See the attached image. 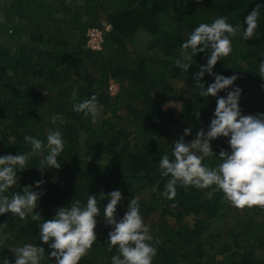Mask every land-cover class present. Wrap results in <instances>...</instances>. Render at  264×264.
<instances>
[{"label": "trees", "instance_id": "16d2710c", "mask_svg": "<svg viewBox=\"0 0 264 264\" xmlns=\"http://www.w3.org/2000/svg\"><path fill=\"white\" fill-rule=\"evenodd\" d=\"M258 4L261 17L252 38L243 40L239 32L231 37L232 52L212 70L225 77L236 75L233 86L242 89L238 104L242 115H248L243 106L249 104L252 115L264 113V79L257 74L264 55V0H0V155L29 151L24 135L43 141L53 128H59L65 140L57 157L58 169L38 170L39 153L17 173L18 184L7 194L43 180L39 188L33 186L42 195L34 212L23 220L10 213L0 216L8 237L0 243V258L13 261V253L6 248L24 243L44 247L47 257L51 250L40 242L41 220H33V215L49 220L74 199L83 206L89 193L97 197L101 209L96 221L103 227L95 228V234L106 240L103 245L94 242L79 264H110L116 250L109 251L106 245L111 227L102 217L106 198L99 196L119 190L127 200L149 192V204L139 203L140 213L158 210L151 227L159 238L152 241L157 248L153 264H264V257L255 253L257 246L264 250V207L235 208L219 190L209 199L210 189L180 184L174 198L166 199L160 193L169 177H162L158 168L162 155L171 158L173 142L183 136L184 129H191L185 142L198 131H207L216 99L233 87L216 97H200L195 73L209 53H197L188 72L182 71L174 63L180 44L193 27L219 16L234 26L241 24L242 31L244 18ZM101 17L110 30L104 33L102 51L94 52L85 48L86 31L101 27ZM138 31L149 38L146 50L129 51L128 44ZM163 69L186 82L181 95L165 94ZM109 80L120 85L119 96L107 95ZM213 80L205 73L200 83L206 89ZM92 94L100 105L118 109L122 108L118 100L129 95L124 110L131 119L123 123L125 117L120 116L116 117L119 122L113 117L100 122L82 118L72 105ZM166 96L180 103L178 117L163 108ZM116 110L110 111L113 116ZM53 114H59L55 124L50 120ZM219 138L210 142L215 154L229 151L227 138ZM219 162L217 156L203 161L210 168ZM216 256L222 257L219 263Z\"/></svg>", "mask_w": 264, "mask_h": 264}, {"label": "clouds", "instance_id": "9594fccd", "mask_svg": "<svg viewBox=\"0 0 264 264\" xmlns=\"http://www.w3.org/2000/svg\"><path fill=\"white\" fill-rule=\"evenodd\" d=\"M260 13L258 4L244 18L246 27L242 31L241 24L234 26L223 16L210 23H200L192 28L180 44L179 58L174 63L182 71L188 72L197 53H209L205 58L206 63L200 65L195 73L200 97H216L221 90L233 86L236 75L225 77L214 74L213 66L232 52L231 37L239 32L243 40L252 38ZM260 57L262 59L258 63L257 74L264 79V55ZM205 73L214 76L213 82L206 89L200 83ZM241 91L238 86H233L224 96L218 97L207 131L200 130L194 139L185 142L184 136L189 135L191 129H184L183 136L173 142L171 158L168 154L159 158L160 175L169 177L160 193L162 197L173 199L176 186L180 184L185 188L192 186L202 190L210 189L207 193L209 199L219 190L223 200L235 208L253 205L264 207V113L242 115L238 107ZM72 95L75 97L76 92L73 91ZM72 108L82 114V118L96 122L102 105L98 103L96 95L92 94L73 103ZM58 119L59 114L50 117L53 124ZM217 137L227 138L229 151L221 149L219 154L212 151L210 142ZM23 141L30 146L29 151L0 155V215L10 213L20 220L34 212L42 190L33 191V186L39 188L44 181H35L33 186L22 188V192H11L9 195V189L18 184L17 173L26 169L30 157L45 152L37 169L41 172L46 168L58 169L60 164L57 157L65 146L59 128L49 129L43 141L32 135H24ZM213 156H217L220 162L210 168L203 161ZM99 197L101 200L106 198L102 217L105 224L111 227L106 245L109 251L113 247L116 250V254L110 257V264H153L157 248L153 246L154 237L149 226L143 222L138 198L132 197L122 218L116 219L114 214L121 200V192L113 190L107 196L101 194ZM100 212L97 197L88 193L83 206L79 199H74L68 207L57 209L49 220H42L35 213L32 219L41 220L38 227L39 240L51 250L47 257L44 247L24 243L9 248L14 256L13 261L0 258V264H42V261L50 264H79L96 242L94 230ZM3 229L4 224H0V243L8 238Z\"/></svg>", "mask_w": 264, "mask_h": 264}, {"label": "rangeland", "instance_id": "374dc122", "mask_svg": "<svg viewBox=\"0 0 264 264\" xmlns=\"http://www.w3.org/2000/svg\"><path fill=\"white\" fill-rule=\"evenodd\" d=\"M99 20L101 22V25H106L107 24L102 17ZM148 41H149V38L147 37V35L144 34L141 31H138L135 34V39L133 40V43L132 44H128V49H129V51H134V52L140 51V50H146L145 48L147 47ZM149 53L151 54L152 51H149ZM153 59L157 60V57L154 56ZM161 72H162V75L164 76V78L167 80V89H166V93L165 94L169 95L172 98L181 95L183 90H184V88L187 87L186 86V82H184L183 80H180V79L172 78L168 74V73H170V69H163ZM108 83H109V81H108ZM107 88H108V85H107ZM118 88H119V90H118L117 95L111 96V97L119 96V94H120V85H118ZM107 95L110 96L109 93H108V89H107ZM166 97H168V96H166ZM170 97H168V99L165 100V103L163 104V108L164 109H170L174 113V116L178 117V115H179V108L178 107H179L180 103L177 102V101H174ZM127 98H129V95L128 96L123 95L121 97V100H118L119 105L122 107L121 109H118L119 106L114 108L112 106L104 107L102 105L100 114H99L96 122L97 121L100 122L102 119H106V118H109V117H113V119H114L113 121L119 122L118 118H116L117 116L125 117L124 120H123V123H126L127 121H129L131 119V115L125 114L126 108L124 110V105L128 101ZM251 106H252V104H249L246 107L243 106V111L245 113H248V115H252L251 112H250V107ZM113 109H117L116 112L114 113L115 117L113 116V113L110 112ZM96 131H98V130H96ZM0 135H2V130L1 129H0ZM218 139H220V138L218 137ZM224 141H227V140L224 139ZM43 155H44V153L41 154V157ZM103 161L105 162V160H103ZM53 180L55 182H57V179L54 178ZM148 193L149 192H146V193L145 192H139V193H136L134 196L138 198V202L139 203L143 202L145 205H148L149 204L148 203V198H149L148 197ZM128 201L129 200H127L126 197L121 196V200L119 201V203H118V205L116 207V212L114 214L116 219L122 218V216L124 215L125 211L127 210ZM141 215H142V218H143V222L146 225L149 226L150 233L154 237L153 241H158V239H159L158 235L155 234L153 232V229L151 228L157 222V219H158V216H159L158 210L153 211L152 213L147 214V215H144V214L141 213ZM0 216H2V215H0ZM256 221L259 223L261 221V219L259 217H257ZM229 223H230V221H229ZM190 225H191V223H190ZM102 227H103L102 222L97 221L96 228L97 229H101ZM25 235H26V233L24 231L21 234V236L25 237ZM99 238H100V240H98ZM99 238H98V235H96V242L99 243V244H102V245L105 244V240H106L105 236L101 235ZM248 244L249 243L241 246V248L242 249L246 248L248 246ZM9 248H13V247H7L6 248L8 250V252H11L9 250ZM237 252H239V251H237ZM88 253H87V255H88ZM255 253H256V256L264 257V250L263 249L261 250V248L259 246L256 247ZM221 260H222L221 256H216V261L218 263Z\"/></svg>", "mask_w": 264, "mask_h": 264}, {"label": "built area", "instance_id": "2783aa9c", "mask_svg": "<svg viewBox=\"0 0 264 264\" xmlns=\"http://www.w3.org/2000/svg\"><path fill=\"white\" fill-rule=\"evenodd\" d=\"M109 30V25L89 28L86 31L85 48L94 52L101 51L103 48L104 32H107ZM107 89L110 96L117 95L119 90L118 85L114 81H109Z\"/></svg>", "mask_w": 264, "mask_h": 264}]
</instances>
